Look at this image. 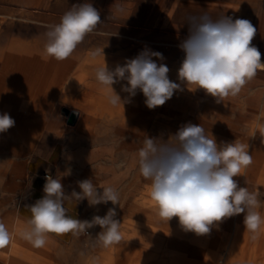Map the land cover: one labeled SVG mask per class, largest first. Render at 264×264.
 I'll list each match as a JSON object with an SVG mask.
<instances>
[{
	"label": "clouds",
	"instance_id": "1",
	"mask_svg": "<svg viewBox=\"0 0 264 264\" xmlns=\"http://www.w3.org/2000/svg\"><path fill=\"white\" fill-rule=\"evenodd\" d=\"M118 11L122 9L117 6ZM102 23L100 12L90 0L74 4L58 24L50 25L45 33L44 52L57 61L69 58L88 34ZM188 36L180 44L184 58L178 69V79L189 90L202 89L221 102L235 97L253 79L258 70H264L261 52L252 44L257 29L243 18L222 16L213 20L209 15L188 16ZM103 55V50L93 51V58ZM163 60L160 52L144 50L123 66L110 70L106 65L96 68L97 82L105 90L112 106L130 102L137 92H142L149 109L162 106L181 89V84L169 79V68L157 64ZM127 81L122 91L128 99L122 100L113 85ZM15 125L9 114H0V133ZM253 162L249 146L241 142L217 143L202 125L187 123L169 139L146 136L137 153L140 175L150 180L151 198L157 207V216L168 222L173 217L183 230L196 235H207L214 226L227 218L244 214V226L253 240L260 234L264 217L258 211L259 193L240 187L234 177L241 176ZM80 192L69 196L78 201L87 199L90 205L120 204L119 191L112 186L98 187L92 179L78 182ZM98 189H102L99 191ZM44 195L30 205L31 219L23 236L34 247L45 246L47 234L71 233L79 236L88 229L99 226L96 241L103 247L118 244L123 237L121 222L116 219V207L109 208L101 217L91 221L73 219L66 214V197L61 177L46 174ZM11 234L0 223V248L11 241Z\"/></svg>",
	"mask_w": 264,
	"mask_h": 264
},
{
	"label": "bare ground",
	"instance_id": "2",
	"mask_svg": "<svg viewBox=\"0 0 264 264\" xmlns=\"http://www.w3.org/2000/svg\"><path fill=\"white\" fill-rule=\"evenodd\" d=\"M181 3L183 4V2ZM46 30L48 29L46 28ZM138 31L139 34L135 36L114 34L106 30L100 31V36L98 37L101 38L100 42L104 44L105 48L117 49V47L134 42L128 49L116 54L119 56L117 59L115 58L116 60L110 63L106 62L110 70H114L117 65L123 66L126 60L135 58L146 49L153 51V49L160 46L156 42H151L146 37L148 28H138ZM258 32L260 33V31ZM84 44L85 42L83 41L76 48L75 55L63 61H57L54 58L48 57L45 52L40 51L41 49L34 50L33 57H18L14 55L16 52L4 55L2 51H0V56L4 59L5 68L8 70L14 71L16 74L32 70L38 75L41 91L46 86H49L50 92L56 98L55 105L59 104L57 103V99L62 94L86 99L88 102L84 108L86 113H83L79 109H69L70 107L65 109L68 110V114L72 113L76 117L75 123L78 125V131L75 135L77 141L83 142L85 144L83 149L89 151L92 156L102 157L105 150L114 151L113 147L107 146L97 149L93 147L94 142L96 143L101 139L107 140L109 133L113 136H119L121 146L127 154V171L125 174L115 173L116 183H122L128 177L127 175L131 173L132 176L129 183H151L150 180H145L140 175L137 166V153L143 146L145 137L163 139L161 133L165 130L171 132L173 135L182 125L192 123L202 125L209 135H212L216 139L218 144L234 141L247 144L253 162L242 172L241 176L234 177V179L240 187H247L252 192L264 195V113L260 116H255L248 122L249 134L247 136L240 135L241 124L243 122H240L242 121L240 120L238 123H231L228 116L230 113L229 107L227 105L222 107V102H212L213 100L210 99V95L209 98L207 97L208 100L202 101L201 97L197 94V89L189 90L181 82L176 83L181 84L182 90L176 91L171 99L155 109H149L146 106L144 102L145 97L139 91L134 97L130 98V102L112 106L107 101L105 90L95 77L96 68L103 65L104 58L97 57L90 60L86 58L83 60L81 56L84 52ZM153 59L156 60L157 64L167 63H165L164 59L158 60L155 57ZM170 80L173 81L172 79ZM126 84L127 81H119L113 85L115 92L120 95L122 100L128 99V93L121 90L122 85ZM201 102H205L206 105L202 108L201 114L197 115V108ZM213 114L217 117L211 119V115ZM67 116L69 117V115ZM98 118L100 119L99 122L105 126L101 132L97 131ZM261 204L264 205V201H261ZM149 206L151 210L148 216L146 215V213H149L147 212L149 211L147 207H140L137 211V214L141 217L140 221L128 222L134 229V234L129 239L135 246L129 252L123 253L121 258L116 257L114 252L109 253V258H107L109 261L102 264H125V261L127 262L141 254L145 250L143 248H147L148 245L153 247L155 253L152 252L147 256L145 254L144 260L149 261L159 257L160 253L163 252L161 264H241V260H245V252L243 250L246 248L248 242L245 241L246 237L244 241L240 239L243 214L225 219L217 226H214L207 235H196L193 232L183 230L177 217H173L168 222L161 220L157 216L156 203L152 198L150 199ZM147 217H150V222L148 223L145 221ZM235 220V231L232 235L231 230ZM219 227L222 229V232ZM246 234L249 233L247 232ZM258 237L260 238V247L264 249V227ZM146 238L149 239L150 244L144 241ZM11 241L13 245L7 255L9 256L10 263L13 264L17 255L21 252L22 244H26V239L18 232H15ZM139 245L140 248L138 249ZM118 252L121 253L120 250ZM258 254L255 253L250 256L248 264H257L255 259ZM258 264H264V261Z\"/></svg>",
	"mask_w": 264,
	"mask_h": 264
},
{
	"label": "rangeland",
	"instance_id": "3",
	"mask_svg": "<svg viewBox=\"0 0 264 264\" xmlns=\"http://www.w3.org/2000/svg\"><path fill=\"white\" fill-rule=\"evenodd\" d=\"M83 2H85V0H0V40L6 44L14 43L12 46H16V48L32 46L34 50L41 49L40 51L44 52V44L47 43L45 33L49 30L48 27L58 24L65 11H68L74 4ZM90 2L100 12L102 23L98 25L93 33L86 36L84 40V52L81 56L83 60L86 58H88V60L92 59L93 51L100 49L103 50L104 57L103 55L97 57L105 58V62L110 63L119 57L116 54L122 52V50L128 49L134 43L131 42L128 45L117 47V49L105 48L104 44L100 42L101 38L98 37L100 36L101 30L111 31V33L113 32L119 35L127 34L135 36L139 34L138 28H148L146 37L149 38L151 42H156L160 45L156 49H153V51L160 52L162 55L164 54L165 63L167 62L165 65L169 68L168 76H171L169 79L180 82L178 79V69L181 66L185 54L180 49L179 44L186 39L189 34V26L186 23V18L188 16H199L206 13L213 20L222 16H230L233 19L237 17L249 20L256 29L258 28L252 44L259 49L261 52V60L264 61V0H90ZM181 2H183V4ZM117 5L122 11L117 10ZM46 28L48 30H46ZM258 31H260V33ZM74 52L71 56L75 55ZM262 89H264V70H258L256 76L246 83L238 95L221 101L222 107H224V105L229 107L230 113L228 116L232 124L242 120L240 121L243 122L241 124L240 135L247 136L249 134L248 122L255 116H260L264 113V90L262 92ZM197 91L202 101L208 100L209 95L206 94L204 90L197 89ZM210 99L213 100L212 102H217L216 98L212 96H210ZM57 103L59 104H56L55 117L57 118V123L60 121L58 126L62 127L61 132H67L65 135L66 138L75 136L78 131V125L77 123H68V116L63 113V109L70 107L69 109H79L83 113H86L84 108L88 102L81 97L62 94L58 97ZM205 105V102H201L197 108V115L201 114L202 108ZM216 117L217 116L214 114L211 115V119ZM99 120L98 118L97 131L101 132L105 126L99 122ZM171 136L172 133L166 130L161 133V137L164 140L169 139ZM79 144L80 148L76 153V157L79 163L85 167L87 173H90V170L87 168L88 163L97 159L94 164H96L95 167L98 179L94 184L98 187L112 186L116 188L120 194V204L117 206H113L111 202L94 206L91 205V209L87 214L88 221H91L95 215L103 217L109 208L116 207V219L121 222L120 231L123 239L118 244L103 247L96 241V235L101 229L99 226H94L88 229L84 234L85 237H89L90 239L87 246L83 245L81 250L77 249L73 252L65 264H102L109 261L107 259L109 258V253L114 252L116 257L121 258L123 253L129 252L132 247L135 246L129 239V237L134 234V229L128 222L140 221L141 217L137 214L140 207H147L149 210L147 212L149 213H146V215L148 216L150 214L151 183H129L132 173L127 175L128 177L124 179L122 183L115 182V173L125 174L127 171V154L121 146L119 136H113L109 133L107 140L101 139L96 143L94 142L93 147L97 149L106 146L113 147L114 151L105 150L102 157L92 156L89 151L83 149V146H85L83 142H79ZM98 190L102 191V189ZM258 199L264 201V195L260 193ZM86 202L90 205L87 199ZM261 206L258 211L260 214L263 212L261 216L264 217V205L261 204ZM149 218L150 217H147L145 219L147 223L150 222ZM243 220L244 214L242 217L240 239L244 241L246 237L245 241L248 242V244L244 249L245 251L243 250V252H245V260L242 259L241 264H248L250 261L249 257L255 253L258 254V252L259 254L255 260L257 264L261 263L264 261V249L260 247V238L258 237L255 240L251 238L252 234L244 227ZM235 222L236 220L231 230L232 235L235 231ZM263 227L264 225L261 226L260 233H262ZM219 229L222 232L220 227ZM246 231L249 234H246ZM144 241L148 244L151 243L147 238ZM11 247L12 246L7 247V253H9ZM139 248L140 245L138 246V249ZM36 250L39 252V254L36 255L37 257L33 254ZM119 250L121 253L118 252ZM143 250L144 251L141 252L143 255L139 254L127 262L124 260L125 264H161L163 252L160 253L159 257L145 261V254L146 256L150 255L152 252L155 253V250L150 245H148L147 248H143ZM61 262V260L51 256L48 252L42 251L41 249L39 250L26 241V244H22L21 252L17 255L13 264H62Z\"/></svg>",
	"mask_w": 264,
	"mask_h": 264
},
{
	"label": "crops",
	"instance_id": "4",
	"mask_svg": "<svg viewBox=\"0 0 264 264\" xmlns=\"http://www.w3.org/2000/svg\"><path fill=\"white\" fill-rule=\"evenodd\" d=\"M13 44L0 40V51L4 55L16 52L14 55L18 57L34 56L32 46L16 48ZM52 94L49 86L41 91L38 75L32 70L16 74L5 68V61L0 56V114L7 113L15 121L13 127L0 133V223L5 225L11 237L15 232L23 236L30 227V205L44 195L45 174L61 177L68 194L63 205L67 216L88 221L91 205L86 199L78 201L69 195L73 191H81L79 181L92 179L93 183L96 182L94 163L97 159L88 163L90 173H87L76 157L80 148L76 135L66 138L67 132H61L62 127L58 126L56 98ZM84 234L77 237L71 233H49L45 246L37 249L48 252L65 264L73 252L90 242ZM12 245L10 241L0 248V264H11L7 247ZM33 254L37 257L39 252L36 250Z\"/></svg>",
	"mask_w": 264,
	"mask_h": 264
},
{
	"label": "water",
	"instance_id": "5",
	"mask_svg": "<svg viewBox=\"0 0 264 264\" xmlns=\"http://www.w3.org/2000/svg\"><path fill=\"white\" fill-rule=\"evenodd\" d=\"M63 113H65L66 115H69L68 120H67L69 124L75 123L76 117L72 113L68 114V110L65 108L63 109Z\"/></svg>",
	"mask_w": 264,
	"mask_h": 264
},
{
	"label": "built area",
	"instance_id": "6",
	"mask_svg": "<svg viewBox=\"0 0 264 264\" xmlns=\"http://www.w3.org/2000/svg\"><path fill=\"white\" fill-rule=\"evenodd\" d=\"M45 176H46V174H45Z\"/></svg>",
	"mask_w": 264,
	"mask_h": 264
}]
</instances>
